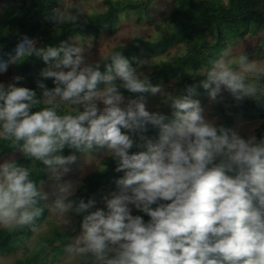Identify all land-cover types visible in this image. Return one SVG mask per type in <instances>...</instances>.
<instances>
[{
	"label": "clouds",
	"instance_id": "9594fccd",
	"mask_svg": "<svg viewBox=\"0 0 264 264\" xmlns=\"http://www.w3.org/2000/svg\"><path fill=\"white\" fill-rule=\"evenodd\" d=\"M60 2L51 16L57 25L75 24L85 13L80 0ZM78 39L33 46L25 37L0 58L3 73L38 57L46 65L40 76L54 78L51 88L37 80L39 95L16 83L20 75L0 82V141L32 158L30 166L0 162V229L41 230L39 201L48 194L32 176L39 162L55 182L47 207L63 221L61 231L71 224L70 212L84 214L79 234L65 245L78 264H264V136L245 138L207 119L193 98L195 85L184 95L164 91L121 51L103 58L110 63L101 71ZM202 75L199 84L212 101L222 100V91L235 101L257 100L264 96V52L250 58L241 47H225ZM146 93L160 94L172 118L150 111ZM149 125L159 128L155 142L144 135ZM134 146L143 150L130 152ZM66 147L75 151L64 155ZM98 149L123 175L114 181L118 190L103 197L105 207L89 211L96 201L74 199L73 182L62 177L76 153Z\"/></svg>",
	"mask_w": 264,
	"mask_h": 264
},
{
	"label": "trees",
	"instance_id": "16d2710c",
	"mask_svg": "<svg viewBox=\"0 0 264 264\" xmlns=\"http://www.w3.org/2000/svg\"><path fill=\"white\" fill-rule=\"evenodd\" d=\"M153 1L155 0H106L107 10L104 13L88 15L78 19L75 24L64 23L58 26L51 16L52 10L60 7V0H0L7 4L0 12V58L6 59L7 54L13 52L17 43L25 37L33 40L31 42L33 46L37 42L39 46H56L64 40L71 42L69 38L72 36L84 34L91 35L93 41L97 42L103 33L111 36L118 32V21L123 11H134L139 22L143 19L151 20L150 7ZM164 21L166 25L167 21L168 25L170 24V32L163 38L151 41L136 37L123 44L116 43L107 57L115 51H121L122 55L135 67L141 52L156 55L165 53L174 44H182L189 48L187 52L163 62L158 69V74L166 82L173 81V89L177 95L187 94L186 89L189 85H195L199 94L207 95V91L199 82L205 78L201 71L209 66V61L214 59L221 49L237 44L248 37L262 34L264 38V0H177L175 7ZM251 51L253 50H245L250 58H252ZM106 62L110 63L105 60L100 62L101 71L104 70ZM45 66L38 57H31L24 63L9 65L7 73L13 74L14 77L22 76V80L14 82L34 89L39 95L41 89L37 86V80H43L49 88L54 87L52 82L54 78H44L39 74ZM1 80L2 73H0V82ZM121 91L124 95L130 93L126 89ZM222 97V100L218 98L212 105V111L218 117L216 124L232 129L237 115L241 114L245 120L259 119L260 124L255 129V136L257 138L264 136V96H259L257 100L235 101L227 92ZM167 111L172 117L170 107ZM158 134L159 128L151 125L144 133L147 138L152 135L158 136ZM139 150L143 149L134 146L130 152ZM73 151L75 150L66 147L62 154L68 155ZM13 153L20 154L12 159L18 164L31 165L32 158L25 157L8 141H0V162ZM102 164L97 171L85 177L74 192V199L83 198L87 202L100 190L117 189L114 181L123 175V171H115L116 161L112 157L103 161ZM32 176L38 185L44 182L48 177L46 166L38 162L33 166ZM39 204L44 209L37 220L41 226L46 219L48 209L42 204V200ZM94 210L89 209V211ZM133 214L144 215L145 220L148 219L147 215L139 213L138 210H135ZM83 215V213L74 214L79 226ZM32 234L33 232L28 228L18 229L15 232L0 229V256L27 247ZM42 238L40 237V240L44 239ZM64 240H55L60 241L58 245L51 241L53 247L50 249V254L47 250L51 243L34 246L31 254L15 264H46L51 258L58 261L61 252H64Z\"/></svg>",
	"mask_w": 264,
	"mask_h": 264
},
{
	"label": "rangeland",
	"instance_id": "374dc122",
	"mask_svg": "<svg viewBox=\"0 0 264 264\" xmlns=\"http://www.w3.org/2000/svg\"><path fill=\"white\" fill-rule=\"evenodd\" d=\"M176 2L177 0L153 1L150 7L152 14L151 20L143 19L142 22H139L137 20V15L134 11H123L121 13L120 20L118 21V32L111 36L103 33L97 42H94L92 36L89 34L77 35L79 37L78 42L84 44V55L86 57V60L89 62L100 63L102 60H104L103 58H106L111 53L112 48L115 46L116 43L123 44L132 39H135L136 37L150 39L151 41H157L158 39L163 38L166 34L170 32L168 21L166 25V22L164 20L166 16L169 15L170 11L175 7ZM80 3L85 9V13H81L78 19H82L92 14L104 13L107 10L106 0H80ZM5 6H7L6 3L0 2V12ZM59 8H63V4L61 2ZM71 11L75 13L76 9L73 8ZM70 43H76V41L71 40ZM231 46L233 48L241 47L244 51L253 50L250 52V54L252 58H256L257 55L259 56L262 52H264V38L262 34H258L256 36L248 37L244 40H241L237 44H233ZM188 49V47L183 46L182 44H174L165 53L149 55L144 54V52H141L137 58L135 67H137L140 71H143L144 74L148 75L153 85L162 84L164 91L176 94L175 90L173 89V81H164L162 76L158 74V69L163 62L168 61L177 55L185 54ZM142 60H147L149 63L146 65H141L140 61ZM8 70L9 68L6 72L2 73L1 82H4L5 84L14 82V76L13 74H8ZM203 71L204 70H202L201 73H203ZM180 93L183 92L180 91ZM226 93L227 91H222L220 96H224ZM135 95V93H129L125 95V97H134ZM145 95L148 97V108L150 111H159L164 113L166 117L169 116L168 119L172 118L170 117V113H168L167 111L169 106L162 103L160 94L152 96L146 93ZM193 98L200 100L201 105L204 107L205 110V117L217 123L218 117L214 115L212 111V105L214 101L210 100L208 95H201L197 91ZM259 124V119L245 120L241 114H238L236 117L235 125L233 126L232 130L246 138L249 135H255V129L259 126ZM148 138L155 142L158 139V136L152 135ZM76 154L78 157L77 161L70 166L71 170L62 177V182H73L75 186V191L78 189V187L88 174L97 171L100 167H102L103 161H106L111 157L107 154L105 149L95 150L90 154V156H85L81 153ZM17 156H20V154L13 153L5 157L2 162L10 161ZM54 183L55 182L50 179V174L48 173L47 179L40 185L42 191L48 194L47 198L42 200V204L47 209V206L51 204L52 201L55 199ZM114 190L118 189L111 188L106 191L100 190L99 192H97L91 198L96 201L95 205L92 208L96 209L98 207H105L103 197L110 194ZM135 210L136 209L133 207L132 212H134ZM68 215L71 219V224L67 226L65 232H62L61 228L63 227V221L55 215H50L48 212L46 219L41 224V230L32 234L27 247H22L16 252L0 256V264H15L16 262L20 261V259H24L28 254H31L35 247H38L39 245H48L46 243L50 244L51 241L56 245H58L60 241L55 240L65 239V245L67 243H70L72 239L79 234L80 226L73 213L70 212ZM40 237H43L44 239L42 238L43 240H40ZM53 243L48 245L47 253L49 254L50 249L53 247ZM63 251L64 252H61V254L59 255L58 261H55L51 258L48 262H46V264H78L77 261L70 260L67 258L65 248Z\"/></svg>",
	"mask_w": 264,
	"mask_h": 264
}]
</instances>
